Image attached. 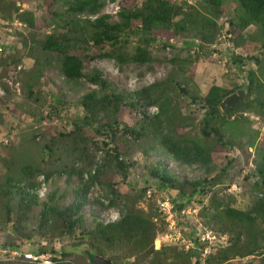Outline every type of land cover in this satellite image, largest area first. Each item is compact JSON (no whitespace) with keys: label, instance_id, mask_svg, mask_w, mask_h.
<instances>
[{"label":"rangeland","instance_id":"rangeland-1","mask_svg":"<svg viewBox=\"0 0 264 264\" xmlns=\"http://www.w3.org/2000/svg\"><path fill=\"white\" fill-rule=\"evenodd\" d=\"M7 1L10 2V7L4 11L0 9V112L5 119L0 125V181L6 175L8 165L15 163L22 155L26 159L25 163L41 165L49 174L48 178L45 174L35 178L39 203L46 202L48 197L56 192V202L65 207L72 203L76 187L83 182L76 175L68 180L66 175L62 176L59 172L66 166H79L81 170L90 171L107 150L103 142L111 146L116 143L120 153L132 162L133 166L129 169L127 179H124L116 167L105 159L106 167H102L100 171L103 184L95 182L90 185L88 200L81 209V214L92 227L95 221L108 224L119 220L128 207L159 215L161 212L156 209L157 201L167 198L168 195L157 191L151 172L157 168V163H162L181 183L205 179H210L211 183L207 185V195H198L192 203L187 204L189 207L185 209L183 218L175 216L168 222L167 216L165 218L162 213L157 216L159 223L164 219L162 222H165L166 226L163 225L165 232L155 240L154 249L158 250L164 244H172L178 245V252L183 251L182 249L188 251L183 242H161L160 238L170 232L171 224L175 223L174 219L178 224L175 232L181 233L183 240L190 238L189 228L198 234L211 225L209 228L215 232L217 244L226 242L230 236L222 234L224 224L214 220L211 215V219L208 217V213L213 211L209 203L215 196L217 202L246 211L261 197L257 183L260 179L258 171L260 168L264 169V109L259 110L253 103L250 111L241 108L232 113L227 123H234L239 131L230 125H223L225 138L232 147H223L213 139L209 140L212 163L208 167V173L200 165H182L176 162L164 149L151 142L152 137L139 140L117 133L115 143H112V139L104 134L101 124L112 123L114 117L91 119L92 116L80 103L82 95L96 87L88 84L86 79L67 83L59 71L56 54L45 53L41 49L40 41L41 37L52 34L55 29L65 32L58 27L62 22L61 18L76 19L85 23L109 15V21L115 23L120 20L118 13L123 8L137 10L145 0H107L97 17L87 13H68L67 0ZM191 1L192 7L201 10L215 21L218 32L212 43H207L196 32L189 36L176 37L172 32L154 31L153 36L158 42L149 47L152 62L146 65H121L113 59L83 58L84 73L99 69L112 85L124 92L145 89L174 75L175 80L181 82L188 92L184 94L176 85L170 83L172 108L179 111L174 119L176 130L182 136L202 140L201 121L204 109L194 104L191 98L195 95L205 96L213 85L230 88L246 85V80L241 79L240 75L243 74L240 72H245L244 75L247 76L251 70H256L255 63L250 61L249 57L264 55V39L260 37L259 29L255 25L245 30L238 26L239 5L236 0H224L218 17L211 14L204 0ZM171 2L179 5L186 1ZM15 7L20 9V13L30 11L35 15V29H30L19 21L14 13ZM135 26L139 27V22H136ZM136 40L141 38L136 36L131 39L126 49L127 54L134 53ZM166 43L167 47H164ZM188 43L189 45H186ZM199 45H203V48ZM77 52L81 56L98 55L101 50L89 41L80 44ZM197 57L200 58L196 60ZM237 57L244 59L242 71L235 62ZM177 58L191 60V63L175 64L173 61ZM180 67L186 69L184 73L180 71ZM247 98L246 94L245 100ZM156 111V107L148 108L149 113L154 114ZM99 116L103 117V114L100 113ZM85 117H89V125L83 121ZM243 117L246 120H243ZM118 120L119 129L127 126L138 130L142 125L139 115L127 107L121 108ZM148 144H154V148H149ZM45 146L52 149L51 155ZM17 168L19 169L18 164ZM42 176L46 181L44 189L41 184ZM106 183H111L118 194L113 204ZM150 191L155 193L153 198L148 197ZM189 192L187 187L186 193ZM181 202L187 203L186 199ZM202 207L207 208V211L201 212ZM175 214L177 215L176 211ZM37 216L38 210L32 214L29 222H22L19 233L14 232L13 222L4 220L0 224V264H36L24 261V254L35 255V251L40 248L46 249L45 253L51 256L53 264L56 261L90 264V260L83 256V253L88 251L87 245L74 248L75 241L55 233L53 228L37 231ZM27 235L30 239L25 238ZM9 244L20 247L21 251L16 255L12 253L14 248L5 250ZM64 249L71 255L61 254ZM54 252L58 254L57 258ZM214 252L212 249V253ZM248 259L252 257L244 261ZM120 260L119 257L118 264L131 263H122ZM239 262L240 260L234 261L236 264ZM253 262L261 264L259 258H255Z\"/></svg>","mask_w":264,"mask_h":264},{"label":"trees","instance_id":"trees-1","mask_svg":"<svg viewBox=\"0 0 264 264\" xmlns=\"http://www.w3.org/2000/svg\"><path fill=\"white\" fill-rule=\"evenodd\" d=\"M106 1L67 0V12L73 15L87 13L97 17ZM236 1L239 5L238 26L245 30L249 26L255 25L259 29L260 37L264 39V0ZM204 2L211 14L218 17L224 0H204ZM0 3L2 4L0 9L3 11L10 7V2L7 0H0ZM19 10L15 7L14 13L17 14L19 21L25 23L28 28L35 29V15L30 11L20 13ZM118 16L120 20L115 23L109 21V15H103L94 21L88 20L85 23L76 19L61 18L62 22L58 27L65 32L55 29L52 34L41 37V49L49 55L56 54L59 71L67 83H76L81 79H86L88 84L96 87L82 95L80 103L92 116L91 119H103L105 116L114 117L112 123L101 124L104 134L106 133V137L112 139V143H115L117 133L139 140L152 137L151 142L164 149L176 162L182 165H200L208 173V167L212 163L209 140L213 139L223 147L233 146L226 140L223 132V125H230L239 131L238 126L234 123H227V119L231 117L232 113L241 108L250 111L253 103L259 110L264 109V55L249 57V60L255 63L256 70H251L247 76L241 69L244 59L235 58V62L242 71L240 73L243 74L240 77L242 80H246L244 83L246 85L243 87L230 88L229 86L213 85L205 96L195 95L191 98L194 104H198L204 109L201 121L202 140L185 137L180 135L175 127L174 119L179 111L172 108L170 83L176 85L184 94L188 92L181 82L175 80L174 75L166 81L145 89L124 92L112 85L99 69L84 73L83 58L113 59L121 65H146L153 60L149 47L158 42V39L153 36L154 31L172 32L176 37L189 36L196 32L207 43H212L218 32L215 21L187 2L178 5L171 0H145L142 7L137 10L123 8ZM136 22H139V27L135 26ZM136 36H139L141 40H136L137 45L134 53L127 54L126 49L131 43V39ZM89 41L100 48L101 53L84 56L77 54L80 44ZM167 44H164V47H167ZM105 46L109 48L107 49ZM199 47L203 48V45H199ZM262 47L264 49V41ZM199 58L197 57L196 60ZM173 62L184 65L191 63V60L177 58ZM185 70L180 67V71L183 73ZM239 89H244L248 98L244 103L223 112L221 103ZM152 106L157 108L154 114L148 112V108ZM123 107L129 108L139 115L142 123L140 129L127 126L119 129L118 114ZM100 113L103 114V117L99 116ZM243 120L246 118L243 117ZM4 121V115L0 112V125ZM83 121L87 125L90 124L89 117H85ZM103 143L107 147L103 155L105 158L97 161L90 171L81 170L79 166H66L59 172L62 176L66 175L68 180L76 175L83 182L76 187L72 203L65 207L56 202V192H53L46 202L39 203L36 193L38 184L35 182V178L40 174L49 177L43 166L25 163L26 159L22 155L15 160V163L12 162L8 165L6 175L0 181V224L4 220L13 222L14 232L19 233L22 222L24 220L29 222L32 214L38 210L37 231L53 228L55 233L68 236L75 241L74 248L87 245L88 251L84 252L83 256L88 259V253H90L108 257L113 260L114 264H118L119 257L122 263L131 262L129 264H201L200 248L203 247L199 242L198 234L190 228L188 235L193 247L187 249L188 251L182 249L183 251L178 252V245L172 244H164L160 249H154L155 240L165 232L164 226H166L165 222H162L164 219H161L162 226L157 220V216L161 215L160 212L159 215H154L136 207L130 209L126 207V212L119 220L108 224L95 221L94 227L85 219V216L81 214V209L88 200L90 185L95 182L103 184L100 180L102 174L100 171H102V167H106L105 159L116 167L124 179H127L129 169L133 166L132 162L126 160L120 153L116 143L112 146L109 143ZM153 145L148 144L151 149L154 148ZM251 145L253 146L254 143ZM45 149H49L48 153L51 155L52 149L49 146H45ZM4 162L8 163L6 160ZM258 172L260 179L257 183V190L261 197L249 210L242 211L226 206L217 202L216 197L212 195L209 204L212 205L213 211L208 213V217L211 219L212 216L214 220L224 224L225 229L222 234H227L230 238L221 245L215 242L213 247L215 252H211L207 257V264H236L235 260H240L238 264H254L255 258H259L261 264H264V169L260 168ZM151 177L156 182L157 191L168 195L164 199H169L172 202L178 218H183L182 211L189 207L187 204L192 203L196 196L208 194L207 185L211 183L210 179L181 183L174 174L167 171L162 163H157V168L155 167L151 172ZM105 185L112 196L111 204H113L114 198L118 194L111 183ZM187 187H189V193H186ZM150 194L149 198L155 196V193H151V191ZM183 199H186L187 203L181 202ZM158 201L156 209L160 211ZM101 204L104 205V203ZM204 208L202 207L200 211H207V208ZM209 227L211 228V225L208 226V230L213 231ZM25 238L30 239V236L27 235ZM6 246L5 250L10 251L14 248L21 251L20 247L17 248L10 244ZM45 252L44 248L35 251L37 254ZM61 254L71 255L66 249L61 251ZM54 255L57 258L58 254L54 252ZM249 257L252 259L244 261ZM24 261L30 262L25 259ZM54 264L69 263L56 261Z\"/></svg>","mask_w":264,"mask_h":264},{"label":"built area","instance_id":"built-area-1","mask_svg":"<svg viewBox=\"0 0 264 264\" xmlns=\"http://www.w3.org/2000/svg\"><path fill=\"white\" fill-rule=\"evenodd\" d=\"M189 5H192L193 2L191 0H185ZM41 184L43 189L46 186V181L45 178L42 176L41 177ZM148 195L150 196V192H148ZM158 205H159V210L160 212L165 216H167V221L169 222L170 220H172L175 216H177L175 214L174 211V206L172 204V202L169 199H164V200H159L158 201ZM185 213V210L182 211V215ZM175 223L171 224V229L169 233H165L163 235L161 239V242H171V243H179V242H183L186 245V249H189L191 247H193V243L191 241L190 238H188V240H183L181 239V233L177 234L175 231L177 229V222L174 219ZM199 236V242L201 243V246L203 248H200L201 250V264H207V257L211 254L213 246L216 242V235L213 233V231H210L208 229L203 230L201 233H198ZM182 240V241H181ZM160 242V243H161ZM158 248V247H157ZM18 252H20L19 250L13 251V254H18ZM26 260L30 261V262H36V264H52L53 261L50 255L46 254V253H41V254H32V253H26L24 254Z\"/></svg>","mask_w":264,"mask_h":264},{"label":"water","instance_id":"water-1","mask_svg":"<svg viewBox=\"0 0 264 264\" xmlns=\"http://www.w3.org/2000/svg\"><path fill=\"white\" fill-rule=\"evenodd\" d=\"M246 91L244 89L237 90L235 93L229 95L221 103V109L223 112H227L235 105L244 103L246 98ZM88 257L91 264H114L112 259L102 257L100 255H93L88 253Z\"/></svg>","mask_w":264,"mask_h":264}]
</instances>
